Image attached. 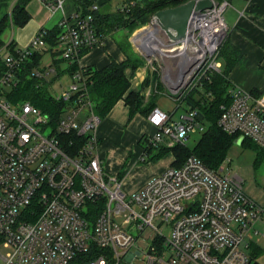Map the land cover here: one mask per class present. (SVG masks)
Here are the masks:
<instances>
[{"label":"built area","instance_id":"1","mask_svg":"<svg viewBox=\"0 0 264 264\" xmlns=\"http://www.w3.org/2000/svg\"><path fill=\"white\" fill-rule=\"evenodd\" d=\"M39 1L50 13H61L55 45L47 44L49 28L42 27L22 48L12 38L0 46L1 264H124L142 254L136 241L147 229L156 236L147 244L146 264H264L252 248L264 204L244 192L236 174L224 173L222 166L213 171L190 155L179 167L169 166L126 193L120 179L103 170L96 153L101 119L89 92L92 73L80 65L84 53L103 42L95 24L98 5L91 2L81 9L77 4L66 13V0ZM135 2L118 10L127 12ZM210 2L211 7L191 13L178 42L169 41L152 22L144 30L153 36H132L141 56L158 63L167 94L178 107L187 92L220 73L219 51L228 32L224 13L230 4ZM39 53L49 54L50 60L43 64L42 56L28 77L39 87L46 85L62 103L54 126L29 102L13 108L2 95ZM163 58L169 61L161 66ZM55 59L62 60L63 68L57 69ZM72 65L76 68L66 72ZM229 94L230 101L219 107L218 128L264 148V93L233 88ZM198 112L186 110L173 119V113L153 108L147 119L155 131L143 137V147L183 145L190 133L204 132V116L199 120ZM98 202L102 210L90 221L87 204ZM155 220L168 223L169 235Z\"/></svg>","mask_w":264,"mask_h":264},{"label":"crops","instance_id":"2","mask_svg":"<svg viewBox=\"0 0 264 264\" xmlns=\"http://www.w3.org/2000/svg\"><path fill=\"white\" fill-rule=\"evenodd\" d=\"M79 1L75 0L70 2L65 7L66 13L74 10L77 4H82ZM91 1L97 4L95 0ZM121 1V4H117L115 9L108 12L100 11L104 3L97 4V14L109 15L115 13L127 0ZM139 1L137 0V2ZM228 1L230 5L224 13L228 32L222 43V55L220 59L218 58L221 68L235 54V61L227 75L231 89L239 88L252 93H264V0ZM41 10V8H38L34 13H31L30 10H27V12L32 19L34 14L41 13ZM57 13H47L46 20L48 21L52 18V15ZM58 14L61 16L60 12ZM39 20L41 18H38ZM150 22L151 20L147 23ZM40 23L41 21L32 27V31H30L25 44L43 27ZM124 34H126L125 28H117L108 33H104L101 46L84 53L80 59V65L100 69L108 65L111 61L117 63L123 62L126 55L142 60V64L135 71L132 72L130 69H126L125 74L130 81V90L139 92L142 96L143 108L148 105L149 99L155 96V94L157 96L161 93L167 94V87L161 80V70L159 69L158 63H150L141 56L137 46L133 44L132 35L127 37L126 42L123 37ZM138 34H141V32H138ZM166 61H169V59L163 58V61L160 62L161 66ZM60 67L63 68V66ZM153 75L156 76V81L152 80ZM155 98H152L153 102H151L154 104V108H158L154 102ZM182 104L184 105V103ZM176 108L178 109V106ZM184 111H186L185 105ZM128 112V106L123 100H120L101 120L96 131L99 139L96 153L100 157L103 170L108 174L116 175L120 179L124 192L132 193L139 190L150 178L172 165L174 156L171 153H167L169 154V160L164 163L160 162L149 175L139 177L135 173H138L137 169L144 166L145 163L153 161L155 159L154 156L158 152L156 147L144 151V145H141V143H144L143 137L152 135L155 127L147 119L148 115L135 113L129 118ZM151 152H154V154L150 156V160L148 158ZM132 175V178H134L133 181L130 180Z\"/></svg>","mask_w":264,"mask_h":264},{"label":"trees","instance_id":"3","mask_svg":"<svg viewBox=\"0 0 264 264\" xmlns=\"http://www.w3.org/2000/svg\"><path fill=\"white\" fill-rule=\"evenodd\" d=\"M130 1L133 0H127L126 3ZM134 1H136L135 4L130 6L127 12L117 10L115 13L109 15H100L96 13L95 24L97 31L102 34L108 33L117 28H128V30L131 31L137 24H145L149 22L156 11L178 6L188 0H160L158 2H152L150 0H140L139 2H137V0ZM25 2L26 0H16L10 13L4 15L0 19V46L4 44L2 34L9 21L16 26L21 27L30 19L26 10ZM79 2L82 3L81 9H85V7L92 1L80 0ZM58 31L59 29L57 26L48 30V35L45 40L49 46L55 45L56 34ZM148 31L149 29H146L141 34ZM127 37L128 36H126V38ZM52 55L56 57L58 56V53L52 52ZM221 55L222 45L219 51V59ZM42 56V53L34 55L32 62L27 63V65L17 74L18 82L14 86L4 89L2 95L7 102L14 104V106L23 102H29L42 113L48 115L51 124L54 126L62 111V103L54 100L46 85L39 87L37 86L35 79L28 77L29 70L38 65ZM234 61L235 54L223 64L220 73H213L210 76V80L205 81L200 89H194L187 92L182 99V103H184L186 110H198L203 114L204 120L207 121L206 129L201 133L196 144L190 149L181 144H176L170 148L156 147L158 152L154 158L161 157L165 153H171L174 156V161L170 166L179 167L188 156L193 155L213 171H217L222 166L226 160L229 146L238 138L237 135H228L222 132L216 124L220 113V105L230 101L229 91L231 87L227 80V75ZM60 63H62V60H54V65L57 69L60 68ZM141 64L142 60L139 58L126 55L125 60L120 63L111 61L108 65L100 69L88 67L92 73L89 92L95 105L94 111L101 120L120 100H123L128 106L129 118L135 113H141L147 116L155 107L154 104H152V98H155L157 96L156 94L149 99L148 105H145L146 107L142 108V96L139 92H133L130 90V81L126 76L125 71L126 69H130L133 72ZM75 68L76 66L72 65L66 69V72H70ZM152 80L156 81L155 75H153ZM254 94L259 95L262 93L254 92ZM244 144L255 151L254 163L256 165L264 162V148L259 147L247 138L242 140L241 145ZM151 148L154 147H143L144 151ZM87 206L90 209L88 219L94 221L95 217L102 210V202L88 203ZM254 246L253 243L252 248L257 251L258 248ZM92 250L93 252L96 251V249ZM86 257L88 256H85V258ZM81 258H84V256Z\"/></svg>","mask_w":264,"mask_h":264},{"label":"rangeland","instance_id":"4","mask_svg":"<svg viewBox=\"0 0 264 264\" xmlns=\"http://www.w3.org/2000/svg\"><path fill=\"white\" fill-rule=\"evenodd\" d=\"M16 0H0V19L6 15L9 14L11 11L12 6L14 5V2ZM75 0H67L65 2V7H67L70 2ZM98 5L103 4L100 8V11L102 12H108L112 9H115V6L118 4H121V0H95ZM27 10H30L31 13H34L37 11L38 8H41V13L34 14V17L32 19L30 18L28 22L19 27L15 24L8 22V25L5 29V31L2 34L3 40L6 42L9 39H14V44L18 48L24 47L26 44V39L29 37L30 31H32V27L34 25H37L38 22L41 21L40 25L45 28H51L58 22L60 19V15L57 13L55 15H52V18H50L48 21L46 20V15L48 10L44 7V5L39 0H26L25 2ZM38 18H41V20L38 21ZM44 19V20H42ZM148 26L147 23L145 24H137L134 29L131 31L128 30V28H125L126 34L123 35L125 41L127 42L126 36L135 35L138 32H142L146 27ZM34 29V28H33ZM124 29V28H123ZM50 60V55L45 53L42 62L43 64L48 63ZM64 64L62 63V66ZM69 81L68 77L64 76L62 78V83L66 84ZM155 104L161 111L172 113L173 112V119H177L180 114L184 112V105L181 104L178 109L175 110L177 106V102L166 93L158 94V96L154 99ZM9 103V102H8ZM11 107L14 108V104L9 103ZM17 106V105H15ZM203 125L207 126V121L203 120ZM201 132L194 131L189 134L188 138L186 139L185 143L183 145L186 146V148L190 149L192 148L198 139L200 138ZM141 145H144V143H141ZM154 154V152H151L149 154V158L151 160V155ZM226 160L222 165L224 173H230V174H236L243 182V190L244 192L256 203L258 204H264V162L256 165L254 163L255 160V151L248 147L246 144L241 145L237 142H234L229 146V149L227 151ZM169 160V154L165 153L161 157L155 158L153 161L149 163H145L144 166L139 167L138 173L135 172L139 177L147 176L149 175L156 166L159 165V163H164L165 161ZM133 175L130 177V180L133 181L134 178H132ZM131 225V224H129ZM154 225L158 227L162 233L167 236L169 235V226L168 223L165 224H159L158 220L154 221ZM123 227H128V225H123ZM256 227L259 230V234L253 238L254 245L258 248V250L255 251V255H257V262L264 263V219L256 223ZM156 236V232L153 229H147L139 236L138 240L136 241V246H138L139 249H142L143 252L140 256L137 258H133L132 256L130 259H127L124 264H146V256L145 251L147 244L151 239H153ZM144 238L145 241H142L141 238ZM254 246V247H255ZM135 251V249H133ZM6 249L2 248L1 253L5 254ZM132 260V261H131ZM131 261V262H130ZM1 264V261H0Z\"/></svg>","mask_w":264,"mask_h":264},{"label":"water","instance_id":"5","mask_svg":"<svg viewBox=\"0 0 264 264\" xmlns=\"http://www.w3.org/2000/svg\"><path fill=\"white\" fill-rule=\"evenodd\" d=\"M209 7H211L210 0H188L178 6L156 11L151 17V22L159 27L169 41L178 42L185 35L191 13ZM197 117L199 120L203 119L199 112ZM242 140V137H238L234 142L241 144Z\"/></svg>","mask_w":264,"mask_h":264},{"label":"bare ground","instance_id":"6","mask_svg":"<svg viewBox=\"0 0 264 264\" xmlns=\"http://www.w3.org/2000/svg\"><path fill=\"white\" fill-rule=\"evenodd\" d=\"M145 33H146V34H145ZM145 33H143V34H144V37H145V36H148L149 34H150V36H153V35L151 34V33H153L152 31H148V32H145ZM143 34H141V35H143ZM141 35H140V36H141Z\"/></svg>","mask_w":264,"mask_h":264}]
</instances>
